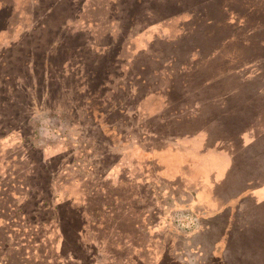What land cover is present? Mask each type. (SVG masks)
<instances>
[{
    "label": "rangeland",
    "instance_id": "1",
    "mask_svg": "<svg viewBox=\"0 0 264 264\" xmlns=\"http://www.w3.org/2000/svg\"><path fill=\"white\" fill-rule=\"evenodd\" d=\"M263 101L264 0H0V264H264Z\"/></svg>",
    "mask_w": 264,
    "mask_h": 264
},
{
    "label": "crops",
    "instance_id": "2",
    "mask_svg": "<svg viewBox=\"0 0 264 264\" xmlns=\"http://www.w3.org/2000/svg\"><path fill=\"white\" fill-rule=\"evenodd\" d=\"M256 92V96L253 95L252 99H253V102H249V108L253 105V103H256V97L258 99V90L255 91ZM264 102V101H263ZM250 103H252V105H250ZM240 107H242V105H240ZM258 110H260V108H258L255 113L257 112V116H258ZM262 110V109H261ZM264 111V110H262ZM254 122L256 121L257 117L254 116ZM239 149V147H238ZM250 150H253V151H256V148H250ZM264 151V149H263ZM254 155H257L256 153H254ZM230 156H234L233 159L235 158V156H237L235 159L237 160L236 162H232L233 159L230 157ZM202 158L206 157V159L204 160L205 164H206V176H205V179H208L209 175L210 174H214L216 175V177L219 178V180L221 181V185L225 182V176H226V173L228 172H231V173H235L236 171L234 169H236L237 171H239L241 174L239 175H243L244 172H253V170H249L247 168H243L242 169V160L241 158L239 157V154L235 153L233 151V154H226L224 153V151L222 150V152H219V154L214 150L212 152H208V154L206 155H203V156H200ZM253 157V156H251ZM234 159V161H235ZM221 161V167H219L218 164H216L217 161ZM249 160H252V159H249ZM211 161V162H210ZM261 175H257L259 177V180L257 179L256 182H254V180L252 181L251 185L250 186H247V187H244L243 185L241 186H238L237 187V190L234 191L232 194H231V199L230 201H228V203H226L227 205H230L229 206V211H230V214L231 216H229L228 218L230 220H232V213L233 212H240L242 211L244 213V210L247 208H249V205H248V202L246 200V196L249 195L252 191H255L256 189H262V195L264 196V170L261 169ZM208 174V175H207ZM213 175V176H214ZM256 176V177H257ZM203 179V177H201ZM201 178H199V183L201 181H203ZM210 182L208 181V183H206L207 185L209 184V186H211L210 184H213L215 185V183L209 179ZM234 181V180H233ZM233 181H230V183H233ZM199 183H197V185H199ZM203 183V182H202ZM196 186V185H195ZM198 188L200 186H197ZM218 189H219V186H218ZM260 197V195H259ZM262 197V196H261ZM260 197V198H261ZM251 198V197H250ZM227 202V201H226ZM248 205V206H247ZM220 207H224V206H221ZM208 213V212H207ZM239 213H237V217H236V222H239L240 220V215H238ZM211 215H213V213L211 212ZM206 214L203 215V217H205ZM203 222V225L205 223V220H202ZM231 223V222H230ZM225 224H227L225 221L223 222V225L225 226ZM209 225V224H208ZM206 226V225H204ZM203 226V227H204ZM210 229L212 228V224L210 226H208ZM226 228V232H225V229L223 230L222 233H219V235L215 236L216 240L219 241V237L221 236L222 239L220 242H227L228 241V237L230 235H233V236H239V233L238 231L236 232V234H234L232 231H235L236 229H232L231 227H225ZM243 229V228H242ZM201 229L195 231V232H192L190 233L189 235H185V234H179L178 236L183 238L184 239V243L181 247V252H177L178 255H175L174 253V256H175V259L177 262H179V264H204L205 261H207L208 257H207V254H206V251L203 249L204 247H206V242H204V238L201 239L200 238V233H201ZM239 232L241 233V230L239 229ZM175 234H178V233H175ZM226 234V237L225 235ZM205 244V245H204ZM209 248H212L213 249V254L209 257L210 259L212 258V264H239V255L237 254L238 252H240L241 250L238 249V248H235L234 246V249L233 250H225V243H222V244H213L212 246H210ZM193 258V261H191V259Z\"/></svg>",
    "mask_w": 264,
    "mask_h": 264
},
{
    "label": "flooded vegetation",
    "instance_id": "3",
    "mask_svg": "<svg viewBox=\"0 0 264 264\" xmlns=\"http://www.w3.org/2000/svg\"><path fill=\"white\" fill-rule=\"evenodd\" d=\"M201 221L198 220V223H200Z\"/></svg>",
    "mask_w": 264,
    "mask_h": 264
}]
</instances>
